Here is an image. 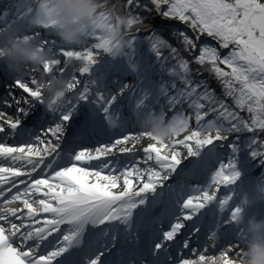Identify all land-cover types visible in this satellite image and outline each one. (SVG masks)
Here are the masks:
<instances>
[{"label": "snow or ice", "instance_id": "snow-or-ice-1", "mask_svg": "<svg viewBox=\"0 0 264 264\" xmlns=\"http://www.w3.org/2000/svg\"><path fill=\"white\" fill-rule=\"evenodd\" d=\"M25 2L23 15L11 23H6L8 10L0 14V22H5L0 35L16 25L36 40L52 57L41 66L43 73L66 79L75 95L49 110L35 76L26 81L13 76L6 63L0 64V264H210L208 257L217 255L231 264L229 253L239 255L238 244L250 238L245 223L249 210L264 204V174L258 181L249 175L256 167L264 168V0H126L137 14L125 17L120 29L143 22L141 9L179 20L189 26L191 34H175L191 60L155 31L143 39L125 31L127 39L114 42L111 36L120 16L113 18L105 11L83 26L87 40L95 43L71 50L53 26L40 21L32 7L37 0ZM145 41L149 59H137ZM163 49L176 61L171 67ZM101 51L108 56L104 64L96 59ZM69 57L83 61L79 70L72 66L69 71ZM204 66L232 105L206 81L192 78L193 73L202 75ZM156 72L166 73L170 82L153 79ZM129 74L135 81L119 79ZM84 76L89 79L76 92ZM125 91L127 115L118 103ZM37 107L43 109L39 115ZM166 110L174 111L170 119ZM245 111L248 119L241 114ZM148 113L165 118L176 129L175 138H151L154 143L143 148L142 161L109 159L117 151L134 154L137 138H148L147 131H129L138 126V114ZM30 117H35L32 126H23ZM193 120L196 127L180 139ZM101 135L107 139L85 146L86 139ZM185 161L181 174L191 179L204 175L203 182L168 185L165 190V182ZM221 186L232 194L218 199ZM237 192V201L229 207ZM157 207L161 212L153 215ZM206 208L209 212L203 213ZM225 211L227 219L221 215ZM204 215L212 217L205 239L213 241L214 250V237L229 224L236 244L206 255L207 243H193ZM142 231L147 233L143 243ZM118 243L122 259L114 262L108 254Z\"/></svg>", "mask_w": 264, "mask_h": 264}, {"label": "clouds", "instance_id": "clouds-1", "mask_svg": "<svg viewBox=\"0 0 264 264\" xmlns=\"http://www.w3.org/2000/svg\"><path fill=\"white\" fill-rule=\"evenodd\" d=\"M35 8L39 12L40 21L53 26L57 36L66 44L84 47L87 38L83 31L86 21L97 15L102 8L100 0H37ZM125 22L121 17L117 23L111 39L122 43L125 33L121 32L120 24ZM49 52L42 48L37 41L21 35L16 28H9L0 35V61L7 64L11 73L23 79L26 70L31 67L39 71L41 66L51 62ZM77 60L69 57L65 63L74 65ZM80 64L83 61H79ZM79 70V68H77ZM66 79L59 77L49 78L45 73L41 74L38 86L42 88L45 106L55 111L63 106L71 89ZM139 115V128L147 131L148 139L156 138L162 142H171L175 138L176 129L159 114L148 113ZM228 135V133H224ZM140 142L145 137L137 138ZM246 229L249 240L241 248V253L231 256V264H264V217L255 214L249 216L246 221ZM215 236L214 239H218ZM210 264H225L224 256L208 257Z\"/></svg>", "mask_w": 264, "mask_h": 264}, {"label": "rangeland", "instance_id": "rangeland-1", "mask_svg": "<svg viewBox=\"0 0 264 264\" xmlns=\"http://www.w3.org/2000/svg\"><path fill=\"white\" fill-rule=\"evenodd\" d=\"M145 4H147V3H145ZM0 5H1L0 6V14H2L4 10H8L11 13V11H12V5H14V8H13L14 11H13L12 14H17V16H14L15 18L9 19L10 20L9 23H11V21L13 19H18L20 16H22L23 13H24V11L26 10V6H27L25 0H0ZM120 5H121V7L122 6L124 7V10L123 11L121 10ZM32 7L35 8V4H33ZM148 7L151 9V7L149 5H148ZM103 8H105L104 11L110 13L113 18H115L116 16L128 17L130 14H137V10L136 9H129V7L126 4V0H113V2L108 3ZM118 10H119V12H118ZM151 11H144L142 9L139 10L138 11V14L143 17V22L135 24L130 30H127V29L124 30L122 28L123 31H121V32L124 33L125 31H127L130 34H132V33L135 34V33H138L137 31H139V30L148 29L150 31H155L156 29H159V28H171L174 31L175 30H184L182 28L176 27L175 25H173L171 23L170 24L169 23H164V22L159 23V22L152 21V19L150 18ZM113 23H115V19H113ZM40 31H42V30H40ZM93 43H95V42H93V40H87V44L84 47H77V46H73V45H65V47L66 48H70L71 50H83L84 48L90 47ZM101 56H104V59L100 63L101 64H104V62L108 60V56H107V54H105V53H103L101 51V52H99V54L97 55L96 58H100ZM144 57H145V59H148V56H144ZM154 60L155 59H153V61ZM72 66H75L76 68H78L80 66V62L77 61ZM72 66H71V68H69V71L72 70ZM33 76H35V75H33ZM65 76H67L66 73H65ZM154 76L155 75H153V77ZM29 77L26 78L25 80L27 81L29 79ZM35 77L39 80L41 78V75L39 74V75H36ZM129 77L133 79L132 81H135V77L133 75L129 74ZM111 78H112V76L110 75L109 76V82H111ZM88 79H89V77H86V80H88ZM154 79L157 80L156 77H154ZM82 85L78 89H76V92H79L81 90ZM109 85L111 86V84H109ZM74 95H75V93H72V95H70L68 97V99L72 98ZM127 98H128V96L123 101L119 102V104L122 106V108L124 110V114L125 115H127V112L125 111V109L127 108L128 103H129V101H128ZM226 100H227V98H226ZM228 100H229L230 105H232V100L230 98ZM161 103L162 104L164 103V99L163 98H161ZM186 107H187V105H185V112L187 113L190 110L189 109L186 110ZM166 111H167V118L170 119L172 117V115H174V111L173 110H166ZM241 114L244 116L245 119H248L249 118V114L246 111L243 112V113H241ZM195 127H196V125H195V122L193 120V122L191 123V126H190V128L188 130V132L183 133L179 138L182 139L184 135H188L189 132L192 129H194ZM140 130L141 129H139L137 131H130V132H139ZM228 135L231 138L232 136H235L236 134L235 133H230V134L228 133ZM139 159H143V157H140ZM130 162L131 161H128L127 163H130ZM185 162L188 165V161H185ZM259 168H261V167H256L255 169H259ZM174 175L168 181L165 182V190L168 188V185H174V186H176L178 184H192V183H189V181H187V183H186V181H181V180L179 182H178V180L172 182V178H174ZM251 177L252 178H255L257 181L260 180L259 178L254 177L253 175ZM203 180L204 179H201V183L203 182ZM165 193H166V196L168 197L167 191H165ZM228 194H232V193L228 192V190L224 186H221L219 193H217V197H218V199H220L224 195H228ZM239 195H240L239 192H237L236 194H233V200L230 201L229 207L231 205H233L237 201ZM167 200H168V198H167ZM216 211L218 212V209ZM226 214H227V218H228V215H229L228 211L223 212L221 215L222 216H226ZM253 214H255V215L259 216V217H264V204H257L253 208H251L249 210V212H248V217L249 216H252ZM206 218H208L210 221H212L211 215H205L203 217V219H206ZM218 252L219 251H217L216 253H218ZM229 255H230V253H229Z\"/></svg>", "mask_w": 264, "mask_h": 264}, {"label": "bare ground", "instance_id": "bare-ground-1", "mask_svg": "<svg viewBox=\"0 0 264 264\" xmlns=\"http://www.w3.org/2000/svg\"><path fill=\"white\" fill-rule=\"evenodd\" d=\"M144 2L145 3H147L148 4V0H144ZM1 6V5H0ZM149 6L152 8V6L149 4ZM150 18L152 19V21H154V22H159V23H161V22H164V23H171V24H173V25H175L176 27H181L182 29H184L186 32H189V34H191L190 33V31H189V26H186V25H184L182 22H180L179 20H176V19H168V18H164V17H161L160 15H158L154 10H152L151 11V14H150ZM9 28H16V25H12L11 27H8V29ZM41 32H43V30L41 31ZM24 34H26L25 32H23L22 31V33H21V35H24ZM207 43H210V44H213V45H215L216 44V41H214V40H212V39H209V38H207V37H204L203 38ZM36 41V40H35ZM60 59H61V61H62V63H61V65H60V67H64V57H59ZM99 62H101L103 59H104V56H101L100 58H96ZM1 63H5V62H3V61H0ZM69 68H71V66L69 67ZM32 68L31 67H29L27 70H26V74H25V76H24V80L26 79V78H28L30 75L31 76H33V75H41L42 73H43V70H42V68H40V70L39 71H35V72H32V71H30ZM67 74V73H66ZM86 77L87 76H84V77H80V79H81V85L85 82V80H86ZM129 77V75L128 76H120V80L121 81H123V80H125V79H127ZM130 80H133L132 78L130 79ZM80 85V86H81ZM80 86H78L77 87V89L80 87ZM72 93L73 92H71V93H69L68 95H72ZM128 91H125V93H124V97L123 98H118V103L119 102H121V101H123L127 96H128ZM18 95H21V93L20 92H18ZM22 106H23V101H22ZM37 109H38V112L36 111V115H39V113L43 110L41 107H37ZM12 111H14V109H11ZM125 111L127 112V108L125 109ZM71 132H72V130L70 129L69 130V136H71ZM150 143H154V141H152V140H149L148 138H145V139H143L139 144H137L136 145V149H135V151H134V154H119L118 153V151L112 156V157H109V159H115V160H117V161H122L123 163H125V160L126 159H129V161L131 160V159H133L134 157H135V155H140V156H142V157H144V153H143V148L144 147H146L148 144H150ZM93 144H90L89 146H92ZM130 146V145H129ZM223 151H226V149L225 150H223ZM185 154H186V152H185ZM134 161H135V159L132 161V162H130V163H134ZM151 163V162H150ZM140 167H145V165L143 164V163H141L140 164ZM187 167V164H186V162L185 163H183L181 166H180V168H178L177 169V172H176V174L174 175V176H184V175H182L181 174V169H183V168H186ZM253 174H256L255 173V171H253L252 172V175ZM201 177H202V179H204V175H201L200 176V178L199 179H191V178H189L188 176H186L185 178L186 179H188L189 178V183H192V184H196V183H201ZM178 178V177H177ZM183 178V177H182ZM172 182H173V179H172ZM179 185V184H178ZM178 185H176L177 187H178ZM181 185V184H180ZM158 191H159V189H158ZM167 196H166V193H165V200H167ZM17 206H19V205H17ZM158 208H160V207H157L156 209H158ZM160 210V209H159ZM158 212H160V211H158ZM158 212H156V214L158 213ZM208 211H207V208L206 209H204L203 210V213H207ZM156 214H154V215H156ZM205 216V215H204ZM226 219H227V217H226ZM211 222L212 221H210L208 218L205 220V223H204V225L202 226V230H201V232L198 234V236L200 237V238H198V236L196 237V238H194V240H193V243L194 244H196V243H199L200 245H203L204 243H207V246H208V252L207 253H205L206 255H208V254H216V252L217 251H220L222 248H224V246H226V245H228V244H233L234 245V243H226V245L224 244H222V245H219V243L216 241L215 243H216V248H215V250L213 249V247H212V243H213V241H211V240H208V241H206V239H205V237H206V229L207 228H209L210 226H211ZM189 225L192 223V222H187ZM245 223H246V221H245ZM232 227H233V225H230V226H227L226 228L225 227H223V228H225L224 230H222V232H221V234L222 235H225V236H227L228 234H231V235H234V234H232V233H230L231 232V229H232ZM185 231H187V229L185 230ZM183 237L182 236H180V237H177V241H179V240H181ZM199 239V240H198ZM198 240V241H197ZM244 245H245V243L244 242H241L238 246H237V248H236V250H238V248H242V247H244ZM179 247V244L178 243H176L174 246H173V248L174 249H177ZM230 256H233V253H230ZM192 258H194V257H192Z\"/></svg>", "mask_w": 264, "mask_h": 264}, {"label": "trees", "instance_id": "trees-1", "mask_svg": "<svg viewBox=\"0 0 264 264\" xmlns=\"http://www.w3.org/2000/svg\"><path fill=\"white\" fill-rule=\"evenodd\" d=\"M113 2V0H100V3L102 5H104V7L108 4V3H111ZM125 6V5H124ZM121 7V5H120ZM105 8H101L100 11H104ZM121 10L123 11L124 10V7L122 6L121 7ZM119 12V10H118ZM125 30V29H124ZM121 31H123V29H121ZM138 33H132L130 35H138L141 39H143L144 37H146L147 35H150L152 33V31L148 30V29H145V30H139L137 31ZM156 34L159 35L162 39H165L167 41L170 42L171 45L177 47L179 50H180V53L182 54L183 57L185 58H188L189 60H191V55L189 54V52L185 51L184 50V47L179 43V37L178 35H176V30L174 31L173 29L171 28H159V29H156L155 30ZM125 39H127V36H125ZM93 42H95L93 40ZM147 48H148V44L147 42L145 41V43L139 48L138 50V55H137V59L140 57V56H148V53H147ZM163 55L166 56V57H169V52L167 49H163ZM149 58V56H148ZM153 59H155L154 57V54L151 56V60L153 61ZM153 63L155 64L156 61L154 60ZM176 61L175 60H172L170 57L168 59V64L167 66L168 67H171L173 64H175ZM193 67L195 68L196 66L193 65ZM207 69V66H204V68L202 69V75H199L197 76L195 73L192 74V78L196 81H206L208 86H209V89L210 90H214L216 95L218 97H220L221 99H225V101L230 105L229 103V98L227 97H224L223 95V89H222V86L221 84L219 83V81L208 71L206 70ZM154 77L157 78V80L159 79H163L165 82H170L171 78L166 74V73H159V72H156L154 73ZM153 77V79H154ZM178 83V86H179V82ZM227 98V100H226ZM209 119H211L212 117H208ZM261 138H264V134H261ZM262 174H264V168H262L261 172L258 174V175H254L256 176L257 178L261 179L262 178Z\"/></svg>", "mask_w": 264, "mask_h": 264}, {"label": "water", "instance_id": "water-1", "mask_svg": "<svg viewBox=\"0 0 264 264\" xmlns=\"http://www.w3.org/2000/svg\"><path fill=\"white\" fill-rule=\"evenodd\" d=\"M178 28H181V27H178ZM259 170H255V172H258Z\"/></svg>", "mask_w": 264, "mask_h": 264}]
</instances>
